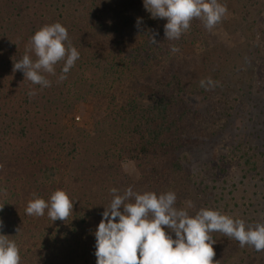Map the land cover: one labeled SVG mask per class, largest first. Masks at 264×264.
Wrapping results in <instances>:
<instances>
[{"label":"trees","instance_id":"1","mask_svg":"<svg viewBox=\"0 0 264 264\" xmlns=\"http://www.w3.org/2000/svg\"><path fill=\"white\" fill-rule=\"evenodd\" d=\"M64 1L75 5L72 14L76 19H66L71 14L69 12L66 16L59 13L60 4L63 3L59 0H50L51 10L43 16L27 12L26 7L23 17L21 10L16 11V2L8 10L12 2L4 7L6 2L0 1V220L3 221L0 234L14 239L20 247L17 217L21 218L26 213L27 204L34 194L48 200L56 190L65 191V184L69 180L62 170L68 168L66 162L75 158L78 149L83 151L82 156L88 154V149L90 161L93 158L98 160V172L103 177L106 174L104 179L113 176L114 187H109V180H103L107 184L105 192L98 190L97 194L94 193L102 197L94 200L98 203L96 207L93 205L95 202L91 204L96 213L93 221L80 203L73 204L77 213H73V223L65 230L61 245L68 256H77V252L81 251L82 264H96L95 236L90 237L89 231L96 230L102 212L110 205V190L117 188L123 192L128 186L118 179L123 172L120 161L128 158L139 170L140 180L133 184L137 192L161 193L159 187L164 183L183 187L180 183L183 180L185 183V177L177 178L184 161L180 153L205 144V131L211 124H216V119H211L207 112H198L189 104L193 102L190 96L197 91V75L204 76L212 65L223 67L219 60L229 52L220 47H207L202 54L182 61L181 55L186 54L187 48L200 39L202 22L193 19L189 31L179 40H166L164 25L167 21L164 19L136 26L142 0ZM47 17L50 23L43 20ZM56 22L67 28L72 45L80 52V59L62 82L58 77L64 62H59L55 76L45 73L52 82L51 86L41 89L27 80L21 71H15L14 64L25 55L30 37L42 26ZM152 36L158 44L152 42ZM97 37L105 42L110 37L109 40L120 47V54L124 53L120 63L127 62L128 69H131L127 77L131 79L127 85L117 77L114 82H107L109 88L112 87V94L109 90H101L103 98L111 99V111L99 121L100 125H97L93 136L73 141L62 134L65 130L57 120L51 122L48 118L43 119L44 112L53 106L59 113L68 114L70 100L68 105L63 104L64 97L58 93L67 85L73 90L75 101L84 102L86 99L82 96L81 86L86 83H81V80L85 71L94 75L95 79L91 80L95 81L91 91L94 94L96 91L99 93L100 89L97 88L102 86L103 80L119 71L118 64L112 63L108 56L102 58L92 50L93 46L89 43ZM173 44L179 47V53L170 52ZM86 53L89 55L87 61L79 62L83 61ZM29 54L36 59L34 53ZM211 55L214 57L211 58ZM73 84L79 85L81 92L75 93ZM141 85L150 89L147 97L137 94ZM30 90H35L36 95L30 97ZM87 94L90 93L87 91ZM91 142L98 143L99 147L89 145ZM90 161L84 164L89 166ZM71 164L79 166L78 163ZM81 164L79 175L84 171V164ZM77 168L74 167L73 171H77ZM9 176L14 179H9ZM20 223L23 224L22 219ZM52 252L50 257H59L54 255V250Z\"/></svg>","mask_w":264,"mask_h":264},{"label":"rangeland","instance_id":"2","mask_svg":"<svg viewBox=\"0 0 264 264\" xmlns=\"http://www.w3.org/2000/svg\"><path fill=\"white\" fill-rule=\"evenodd\" d=\"M0 1L6 2L4 7L12 2L8 10L13 2H16V11L21 10V17L25 15L26 7L27 12H36L42 16L51 10L50 0ZM59 1L63 2L60 4L62 6L59 13L66 16L69 12L71 14L65 18L76 19L72 14L75 5L64 0ZM220 2L226 4L228 9L222 21L211 31L205 29L202 23L200 39L187 48L186 54L181 55L182 61H186L188 57L202 54L207 47H220L229 52L228 55H222V59L219 60L220 66L224 65L220 67L221 69L212 65L204 76L197 75L199 78L197 91H192L195 95L190 96L193 102L189 104L198 112H207L211 115V119H216V124H211L205 131L207 136L205 144L180 153L184 161L177 178L185 177V183L184 180L180 183L184 186L178 188L164 183L159 188L162 192L175 191L179 198L176 206L186 210L190 215H194L200 208H214L233 218L243 219L246 224L254 226L257 222L264 223V0H220ZM19 4L22 5L19 7ZM16 11L13 13L17 14ZM139 17L142 18L143 23L159 20L151 19L143 6L140 8ZM43 20L50 23L48 17ZM109 38L108 42H105L97 37L89 45L93 46L92 50L102 55V58L108 56L112 63L118 64L119 71L116 70L118 71L116 74L103 80L102 86L97 88L100 89L99 93L96 91L95 94L91 92L92 86L95 85V81H91L94 75L85 71V74H82L81 83L85 82L87 87L82 84L81 91L86 100L77 103L73 97V90L67 85L62 92L59 90L58 93L60 92L62 98L64 97L63 104L68 105L70 100L68 114L59 113L53 106H49V111L44 112L43 119L48 118L51 122L57 120L58 125L65 130L62 134L73 141L82 138L85 140L93 136L99 121L101 122L111 111V99L108 101L102 96V90H109L111 94L113 92L107 82H114V78L117 77L121 83L127 85V81L131 79L127 77L131 70L128 69L127 62L120 63L121 59H124V53L120 54V47ZM102 43H106L103 49ZM106 49L107 52H105ZM88 54L90 55L91 52ZM88 54L86 53L83 61L79 62L87 61ZM213 57L211 55V58ZM206 78L218 82V86L205 90L200 86V81ZM73 85L75 93L80 91L79 85ZM121 88L122 85L119 91ZM87 91L90 94H87ZM139 93L147 97L150 89L141 85L137 91V94ZM89 145L98 146V143L91 142ZM82 152L81 148L78 149L75 158L66 162L68 168L62 170V174L66 173L69 180L64 190L73 199V204L80 203V207L85 209L90 220L93 221L96 213L91 204L100 196L102 197V195L95 196L94 193L99 192L98 190L105 192L104 187L107 184L103 180L110 181V188L114 182L113 176L104 179L106 174L103 173V177L98 172L99 167L96 166L98 160L93 158V161H90L88 149L86 151L88 154L84 153L82 156ZM85 161L92 163L86 166ZM73 162L78 163L79 166H73L71 164ZM120 162L123 172L118 179L122 180L123 185L127 183V187L132 186L135 191L133 184L140 180L139 170L128 158ZM81 163L84 164V171L79 175ZM74 167H78L75 172ZM9 179L14 178L9 176ZM97 204L95 202L93 205L96 207ZM76 210L73 207L70 219L54 222L46 213L42 217H23L29 216L26 213L21 215V218L18 216L20 233L18 242L22 244L19 247L21 264H82L81 251L77 252V256H68L67 250L61 245L62 236L73 223L72 215ZM20 219L23 224L20 223ZM90 220H88L89 223H91ZM94 233L95 229H91L90 237L95 236ZM212 236L216 241L213 245L214 264L216 261L217 264H264V251H256L249 246L242 248L236 240L222 233H212ZM52 250L56 252L54 255L57 254L58 258L50 257Z\"/></svg>","mask_w":264,"mask_h":264},{"label":"clouds","instance_id":"3","mask_svg":"<svg viewBox=\"0 0 264 264\" xmlns=\"http://www.w3.org/2000/svg\"><path fill=\"white\" fill-rule=\"evenodd\" d=\"M151 19H164L166 40L176 41L187 33L193 19L200 20L211 31L227 14V5L220 0H142ZM143 23L137 18L136 26ZM153 43L158 44L152 36ZM170 52L179 53L173 44ZM29 53H34L36 59ZM80 59V52L72 45L68 30L61 23L46 24L29 39L25 55L14 64L33 85L41 89L51 86L45 73L56 75V65L63 61L59 81ZM211 90L218 82L211 78L200 81ZM28 95H36L30 90ZM112 200L102 212L95 230L96 264H214L212 233H222L236 240L240 247L249 246L264 251V223L254 226L233 218L214 208H200L194 215L176 206L175 191L157 193L137 192L132 186L123 192L110 190ZM73 210L70 196L56 190L48 200L35 194L26 207V215L47 216L54 222L66 220ZM3 221L0 220V229ZM0 264H21L19 245L9 236L0 234ZM217 264V261L215 262Z\"/></svg>","mask_w":264,"mask_h":264}]
</instances>
